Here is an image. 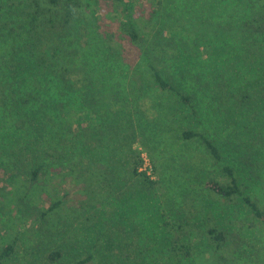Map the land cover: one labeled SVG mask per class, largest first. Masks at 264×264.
<instances>
[{"label":"rangeland","instance_id":"obj_1","mask_svg":"<svg viewBox=\"0 0 264 264\" xmlns=\"http://www.w3.org/2000/svg\"><path fill=\"white\" fill-rule=\"evenodd\" d=\"M16 1L12 0L13 6ZM220 1L225 7L234 9L233 16L228 13L218 15L221 8L218 12L214 11L219 0H157L158 20L164 21V35L169 36L170 29L188 31L190 35L198 36L196 39L200 42L207 39L206 45L208 43L213 47V52L208 55V47L202 48V42L200 52L188 43L187 37L183 40L174 37L177 43H188L187 48L177 45L179 58H174V61L168 59L164 71L181 81L188 90L186 92L194 96L188 105L175 95H165L158 88L144 92L154 99L157 117L152 122L159 129L154 138L161 141L162 153L165 149L167 151L157 158V162L161 163L159 165L158 162L160 174H151L149 153H153L156 147L152 146L149 132L145 129L133 132L130 128L125 129L129 117L126 112L112 111L106 105L98 108L97 121L101 130L97 136L87 137L82 132L75 136L71 127L73 129L76 125L61 110L63 89L55 79L34 69L13 75V56L8 54L10 47L19 45L21 50L29 51L30 47H26L29 32L20 29L21 25L17 22L18 31L14 35L0 36V98L3 99V103L0 101V184L1 177H5L8 171L19 169L24 171L25 176L29 169L41 163L58 172L73 161L69 159L83 157L107 165L113 172L115 189V195L112 194L100 205H80V201H68L60 211L59 230L56 233L53 231L51 236L46 235L45 222L36 218V208L30 204L22 207V220L12 227H16L14 232L17 231L19 237L18 247L3 264H70L87 253L93 255L90 264H218L210 248L205 251L201 248V241L188 258L170 251L161 224L173 217L166 211L167 201L169 204L173 200L178 202L181 197L192 202L194 216H198L194 221L205 220L209 215L212 217L214 212L221 221L219 223L238 235L243 248L235 256L234 264H264V220L254 217L242 201L235 202L227 213L221 211V205L218 207L220 203L213 201L204 185L209 176L222 179V165L229 164L234 167L241 182L247 185V193L264 209V113H259L256 107V91L261 85L252 81L256 63L260 69L264 67L255 61L258 53L264 54V44L259 34L252 30L238 32V20L246 14L247 1ZM8 2L0 0L2 20L9 17L11 9L7 6ZM12 17L16 19L13 14ZM226 37L229 39L224 46ZM93 38L89 37V48L95 53L92 59L97 63L104 62L102 72L109 81L116 79L126 84L129 67L108 58L103 43L97 37ZM216 48L222 49L221 60L226 61L225 52L233 56L222 65V73L220 68L217 70L213 66L222 64L218 61L219 57H213ZM231 61H237L238 69L230 67L234 63L228 65ZM4 64L10 66L11 72L7 73L1 67ZM145 64H140L139 70L147 71ZM226 79L230 82H225ZM240 91L248 94L249 102L238 99ZM128 92V88L123 91L125 98ZM231 92L237 97L234 101ZM72 99V105L81 107L79 99ZM129 99L130 95L127 101ZM189 128L204 132L213 139L221 150L223 160L214 162L199 141L183 140L181 133ZM148 129L155 131L153 127ZM130 140V152L126 146L127 150L121 149L119 154L114 150L111 153L114 145H128ZM136 149L142 152L141 169L152 178H163V184L154 195L141 191L138 182L129 174L124 159ZM158 151L162 155L161 150ZM172 151L176 155L180 153L179 161L177 156L175 161L170 162ZM115 154L117 158L113 157ZM246 158L252 161L253 166L241 162ZM170 172L188 183L176 181L172 185L176 184L177 189L170 188L166 179ZM65 185H60L61 193L65 187L75 190L73 186ZM55 248H60L61 256L56 261H50L48 254ZM225 264H231V260Z\"/></svg>","mask_w":264,"mask_h":264},{"label":"trees","instance_id":"obj_2","mask_svg":"<svg viewBox=\"0 0 264 264\" xmlns=\"http://www.w3.org/2000/svg\"><path fill=\"white\" fill-rule=\"evenodd\" d=\"M240 1H247L248 9L246 14L238 20V32L252 30L259 34L264 44V0ZM16 2L17 4L13 6L12 0H9L7 6L11 10L7 20H2L0 17V36L14 35L18 31V22L21 25L20 29L29 32L30 39L26 40V47H30V50L27 52L21 50L19 45L10 47L8 54L13 56V75L34 69L55 79L61 86V90L63 89L61 94L64 104L61 105V110H64L67 119L76 125L73 129L71 127L75 136L78 132L84 133L87 137L97 136L98 131L101 130V125L97 121L98 108L106 105L112 111L126 112L129 117H127L125 129L130 128L132 132L145 129L149 132L152 146L156 147L154 154L149 153L151 174H160L161 163L158 161V165L157 158L167 151L165 149L162 153L164 148L160 146L161 141L154 138L159 130L153 123V119L157 117H155L154 99L144 92L150 88H158V91L168 96L175 95L187 105L193 101L194 96L187 93L188 90L181 81L165 74L164 66L168 59L174 61V58H179L177 45L187 48V44L190 43L199 50L202 42L204 44L202 48L208 47L206 54L209 55L213 52V47L208 43L206 45L207 39L200 42L197 40L198 36H192L188 31L177 29H170L169 36L164 35L162 26L164 21L158 20L160 14L156 9L157 0H17ZM12 6L16 7L12 8ZM215 8L217 9L214 11L217 12L218 8H221L218 15L224 13L232 15L234 10L228 6L225 7L220 0ZM11 14L15 15L16 19L11 18ZM89 37H94L93 39L97 37L103 43L108 58L129 67L127 70L129 79L126 84L116 79L109 81L106 78L102 72L104 62L97 63L95 59H92L95 53L89 48ZM174 37L182 40L187 37L188 43L185 41L177 43ZM228 39L229 37H226L223 40L224 46ZM218 43L221 44V42ZM222 56V49L216 48L213 57H219L218 61L222 64L213 66L217 70L220 68L221 73L222 65L228 62V58L233 57L225 52V61L220 59ZM255 61L264 66V54L258 53ZM143 62L146 63L147 71L139 70ZM233 63L235 65H230ZM249 63L252 62L249 61ZM256 64L257 69L253 70L252 81L261 85V88L256 91L258 103L256 107L259 113H264V67L260 69V65ZM228 65L238 69L237 61H231ZM1 67L7 73L11 72L9 65L4 64ZM225 82L229 83L230 80L226 79ZM126 88L129 89L127 93V97L130 95L129 101L123 96ZM240 92L238 99L249 102L248 94ZM230 96L234 101L235 94L231 92ZM72 97L81 101V107L71 104ZM0 101L3 103L2 98ZM118 126L122 127L121 124ZM149 127H153L155 131H150ZM181 138L199 141L214 162L223 160L219 146L204 132L190 128L184 129ZM130 141L128 145L127 143L114 145L111 153L114 150L117 151L116 154H119L121 149L127 150L126 146L130 152L132 140ZM262 148L264 149V143ZM159 149L162 155L158 154ZM116 154L113 157L117 158ZM256 155L260 154L256 153ZM177 156L179 161L180 153L176 155V152L172 151L170 162L175 161ZM255 158L259 159V157ZM238 159L240 160V155ZM69 160L73 161L58 172L38 163L29 169L25 176L24 171L15 169L6 172L5 177H1L0 264L9 259L18 247L19 237L17 231L14 232L16 227H12L22 220V207L25 205L30 204L36 208L38 212L36 218L45 222L46 235L51 236L53 231L56 233L59 230L57 222L60 211L68 201L100 205L115 195L114 175L107 165L83 157ZM124 160L129 167L131 178L138 182L140 190L147 195H154L156 189L163 184V178L161 176L158 179L152 178L146 170L141 169L143 157L140 149H136L135 153L132 151ZM241 162L253 166L252 161H248L247 158L242 159ZM221 172L224 175L222 179L209 176L204 182L213 201L220 203L218 207L221 205V211L224 210L227 213L235 202L242 201L254 217L264 220V209L247 193V185L241 182L234 167L223 164ZM166 179L172 189H177L176 184L172 185L176 181L188 183L171 172ZM65 183L73 186L75 190L70 191L65 187V191L61 193L60 185L66 186ZM168 201L166 211L172 213L173 217L164 220L161 229L174 255L191 257L198 242L201 241L202 244H199L201 248L204 251L210 248L211 255L219 262L218 264H225L229 260L231 264H234L235 256L243 248L241 239L238 240L236 233L219 223L221 221L214 212H212L213 218L209 215L205 220L194 221L198 216H194L193 204L190 200H183L181 197L178 202L173 200L169 204ZM60 256V248H55L49 252L48 259L56 261ZM92 261L93 255L87 253L83 257L74 259L70 264H90Z\"/></svg>","mask_w":264,"mask_h":264}]
</instances>
